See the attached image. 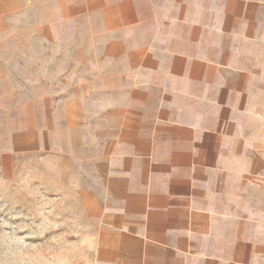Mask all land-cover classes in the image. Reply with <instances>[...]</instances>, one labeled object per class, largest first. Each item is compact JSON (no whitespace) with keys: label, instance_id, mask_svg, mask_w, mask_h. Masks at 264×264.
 Returning a JSON list of instances; mask_svg holds the SVG:
<instances>
[{"label":"crops","instance_id":"crops-1","mask_svg":"<svg viewBox=\"0 0 264 264\" xmlns=\"http://www.w3.org/2000/svg\"><path fill=\"white\" fill-rule=\"evenodd\" d=\"M8 15L0 171L37 160L63 186L78 253L58 264H264V0H0L3 32ZM12 39L62 49L12 65Z\"/></svg>","mask_w":264,"mask_h":264},{"label":"rangeland","instance_id":"rangeland-1","mask_svg":"<svg viewBox=\"0 0 264 264\" xmlns=\"http://www.w3.org/2000/svg\"><path fill=\"white\" fill-rule=\"evenodd\" d=\"M29 16L21 18L24 24L30 20ZM3 20H8V24L6 32L0 26V34H9L19 26L14 22L19 19L13 15ZM7 44L11 50L8 61L12 65L29 66L35 63L32 54L45 55L48 49H62V45L44 41L20 48L13 39ZM78 47L79 42L73 41L69 48ZM15 50H24L23 61L14 57ZM52 181L37 160L24 159L17 168L9 166L0 171V264H48L47 259H54L58 264L65 255H77L78 249L70 247L77 233L68 228L69 225L76 228L73 225L76 211L70 202L57 198L56 193L63 194V186H56Z\"/></svg>","mask_w":264,"mask_h":264}]
</instances>
